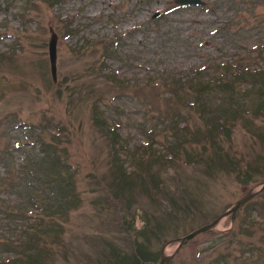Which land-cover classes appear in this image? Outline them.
Wrapping results in <instances>:
<instances>
[{
    "label": "rangeland",
    "instance_id": "374dc122",
    "mask_svg": "<svg viewBox=\"0 0 264 264\" xmlns=\"http://www.w3.org/2000/svg\"><path fill=\"white\" fill-rule=\"evenodd\" d=\"M203 1L177 6L174 0H0V179L38 147L33 127L45 136L56 128L76 171L80 205L64 223V241L51 263L104 264L100 250L128 251L153 223L161 224L166 203L155 204L143 193L141 183L148 181L144 169L135 170L126 156L149 141L161 148L170 136L169 127L161 124L162 119L171 122L164 117L171 116L169 111L186 116L190 132L199 138L207 134V119L227 118L215 108L222 98H208L207 111L201 105L185 107L175 104L161 81L193 75L209 64L217 68L237 52L257 51L264 26L244 29L233 23L249 19L250 24H264V0H235L234 8L226 0ZM51 32L57 36L55 80L48 59ZM105 43L111 54L102 52ZM237 89L240 94L231 103L238 118L217 140L227 158L150 168L160 170L172 186L176 172L177 185L190 191L189 207L179 208L173 222L165 220L169 228L150 239L157 260L161 250L170 256L164 264H225L215 260L229 252V264H238L234 256L240 264H264V188L213 229L179 248L174 241L211 222L264 182V108L254 109L262 96L247 81ZM96 98L107 128H115L120 137L123 168L140 171L124 181L111 164L108 130L93 122ZM225 107L232 113L231 106ZM17 194L0 187L2 199L14 201ZM13 229L0 210V232L15 233ZM103 238H110L111 246ZM8 256V251L0 252V258Z\"/></svg>",
    "mask_w": 264,
    "mask_h": 264
},
{
    "label": "trees",
    "instance_id": "16d2710c",
    "mask_svg": "<svg viewBox=\"0 0 264 264\" xmlns=\"http://www.w3.org/2000/svg\"><path fill=\"white\" fill-rule=\"evenodd\" d=\"M225 3L230 8L236 6L233 4L235 0H226ZM233 24L244 29L264 26V24H250L249 19L244 22L241 19L236 20ZM258 45L257 51L237 52L232 58L222 61L217 68H211L209 64L196 70L193 75L162 78L161 85L168 89L170 98H173L175 104L180 103L185 107L201 105L202 111H207L210 109L207 107L210 106L208 98H222L221 104L231 106L233 110H231L232 113L226 112L225 106L216 104L215 108L219 109L220 115L226 113L228 116L224 121L207 119L209 125L207 134L200 138L190 132L188 118L187 120L184 118L186 116H181L180 112L175 110L169 111L170 117L163 116L170 118L171 122L162 119L161 124L169 127L170 136L161 144V148H155L153 142L149 141L141 148H136L127 154L126 157L131 160L132 165L134 164L135 170L144 169L142 170L148 181L144 178L143 184L141 183L143 193L148 195L155 204L166 203V210L161 224L153 223L149 234L144 235L143 240L134 241V246H130V250L119 251L114 247L108 252L104 251L105 249L100 250L103 251L100 256L104 264H153L156 262L157 256L150 250V239L158 237L169 228V223L165 220L170 218V223L173 222L179 208L189 207L185 201L190 191L185 185L182 187L177 185L180 178L179 176L177 178L176 172H173L175 185L172 186L166 184L160 170L150 172V168L154 165L161 169L175 167L179 161L190 167L202 162H214L216 158L220 161L227 158L225 157L227 154L220 148L217 140L220 134L229 133V124L234 123L238 118L239 114L234 112L237 109L231 101L240 94V90L237 89L239 85L247 81L257 91V97L262 96L257 100L259 103L254 109L264 108V37L260 38ZM108 46L109 44L106 43L103 45V53L111 54ZM105 75L107 78L110 77L108 74ZM99 99L96 98L93 104V122L97 127H105L108 130L111 164L117 170L119 177L121 176L120 179L124 181L126 176L140 173V171L127 173L123 168L124 160L118 150L121 147L118 146L120 137L115 128H107L106 120L101 116L96 103ZM237 108L243 109L240 105ZM230 114H232L231 117ZM35 129V127L31 128V132L34 134L33 141L38 147L26 155L24 162L11 166L5 176L0 179V187L18 191L14 201L0 198V210L3 217L14 224L12 231H15V233L6 234L0 232V252L8 251L9 253L7 258H0V264H54L51 263V256L59 251L56 246L63 244L64 223L68 220L70 212L80 205L75 182L76 171L68 160L65 148L60 145L59 133L55 128L53 133L50 131V134L45 136L35 132ZM208 141L210 145L207 144ZM227 162L230 163V161ZM140 178L142 179L141 175ZM189 200L192 202L191 198ZM127 202L129 206V201ZM158 209H160L159 206ZM229 232L232 233L233 238L236 237L235 230L231 229ZM139 233L142 234V231ZM103 241L104 244L111 246L110 238H103ZM45 242L49 243L47 247ZM262 249L263 247H260V250ZM229 255L231 252L226 256H219L215 263L223 260L225 264H229L226 260ZM256 259L260 261L259 258ZM233 260L238 264L241 263L239 257L234 256Z\"/></svg>",
    "mask_w": 264,
    "mask_h": 264
},
{
    "label": "water",
    "instance_id": "95a60500",
    "mask_svg": "<svg viewBox=\"0 0 264 264\" xmlns=\"http://www.w3.org/2000/svg\"><path fill=\"white\" fill-rule=\"evenodd\" d=\"M174 3L177 6H188V5L200 6L204 4V1L203 0H174ZM157 15L158 14L155 13L154 17H156ZM56 42H57V36L54 32H51L50 38L48 41V59H49L50 73H51L53 80L56 79V70H57L56 69ZM263 188H264V182L261 183V187L259 189L257 190L251 189L248 192H246L244 195H242L240 198H238L229 209H227L226 211L218 215L211 222L204 224L198 228H195L191 230L190 232H188L187 234L174 239V241H178L177 247L179 248L185 240H189L199 233L213 229L223 217L232 215L239 207L245 204L254 194H256L259 190ZM169 257L170 256L164 255L163 250H161L157 264H164Z\"/></svg>",
    "mask_w": 264,
    "mask_h": 264
}]
</instances>
